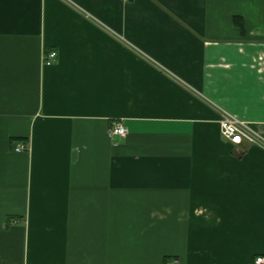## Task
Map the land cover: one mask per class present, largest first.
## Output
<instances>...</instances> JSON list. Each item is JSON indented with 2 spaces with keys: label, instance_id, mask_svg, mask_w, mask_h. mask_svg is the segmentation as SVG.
Returning <instances> with one entry per match:
<instances>
[{
  "label": "crops",
  "instance_id": "crops-1",
  "mask_svg": "<svg viewBox=\"0 0 264 264\" xmlns=\"http://www.w3.org/2000/svg\"><path fill=\"white\" fill-rule=\"evenodd\" d=\"M260 256L264 0H0V264Z\"/></svg>",
  "mask_w": 264,
  "mask_h": 264
},
{
  "label": "built area",
  "instance_id": "built-area-1",
  "mask_svg": "<svg viewBox=\"0 0 264 264\" xmlns=\"http://www.w3.org/2000/svg\"><path fill=\"white\" fill-rule=\"evenodd\" d=\"M55 58L56 53L50 52L45 56V63L50 64ZM219 125L221 136L232 146H239L243 142L248 144H261L262 139L251 130L249 124L242 122L235 117L223 116ZM126 132V128L119 122H114L110 128V135L112 137L123 138L125 137ZM15 150H23V146L20 145ZM254 264H264V257H257L254 261Z\"/></svg>",
  "mask_w": 264,
  "mask_h": 264
}]
</instances>
